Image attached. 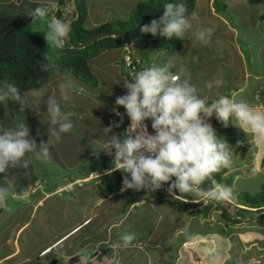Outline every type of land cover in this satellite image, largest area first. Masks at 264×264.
Listing matches in <instances>:
<instances>
[{
  "label": "crops",
  "instance_id": "0c3cea01",
  "mask_svg": "<svg viewBox=\"0 0 264 264\" xmlns=\"http://www.w3.org/2000/svg\"><path fill=\"white\" fill-rule=\"evenodd\" d=\"M139 1L141 0H85L82 28L91 31L105 24L125 21ZM60 2L61 0H57L58 6ZM48 3L49 0H0V11L29 17L31 10ZM65 7L66 2L63 8L57 10H62V19H69V15L64 14ZM55 11L54 9L51 13ZM193 11L199 14V21L194 22L193 29L180 40V47L168 54L163 51L150 53L145 67L153 62L165 63L175 58L177 69L184 70L183 79L195 85L198 94L207 103L210 104L218 95H224L230 98L242 97L253 106L264 107V5L252 4L249 0H194L191 12ZM48 20L47 17L44 21L31 22V27L43 34L47 30ZM198 27L213 29L209 44L203 45L195 39L194 33ZM127 50L132 62L128 68L124 64ZM194 56L198 57L195 61L192 59ZM86 64L95 85L80 82L67 73L55 72L38 87L45 88L48 94H55L59 100L57 86L60 83L68 84L71 99L67 102L61 100V109L77 113L72 118L73 129L63 134L59 142L49 145V149H53L56 154V159L49 160L47 157L36 160L47 164L48 169L55 168L67 173L74 171L63 179L80 177L87 171H98L111 166L110 161L93 155L89 142L99 139L102 129L112 121H118L113 118L111 109L116 97L125 94L122 81L126 77V69L141 68L136 51L133 54L125 42L119 47L105 48L88 59ZM217 78L223 81L222 85L209 91L205 83ZM44 99H47V94ZM26 106H29V115H26L36 137L40 142H47L49 125L48 117L44 114L46 106L41 103L40 108H34L30 102H26ZM207 122L212 126L213 118ZM234 124L230 120L229 127H224L217 134L233 147L235 155L233 167L224 169L220 183L232 187L233 193H240L243 188L236 184L239 181H253L257 185L264 183V146H257L251 134L245 136L242 131L233 127ZM113 133L119 134V128H113ZM67 144L70 150L67 155H63ZM43 168L44 165L36 174L31 168L35 178L28 183L40 179L38 177L43 174L39 176L38 172L42 173ZM21 171L27 176L26 170ZM61 178L58 181L49 179L44 192L60 185ZM28 179L29 177L26 181ZM116 179V174L112 173L104 178V185L98 188L84 184L81 190L66 194L58 205L57 209L60 210L56 214L57 218L52 219L51 223L46 219L43 221L46 223L45 227H37L42 233H47L46 229L54 226L49 231V238L37 243L30 242L23 250L19 238L31 219L32 210L39 202L42 205V200L50 197L51 193L45 196L39 194L40 198L33 204L28 199L21 208L25 215L29 214L27 220H22L20 226H9L10 223H7L0 229V264H47L50 259L61 260L64 264L67 259L76 255L80 256L77 264H264V242L259 232L253 229V233L248 230L242 235L243 226L241 227L240 222L227 226L220 219L219 211L213 218L206 215L211 208L202 215L203 208L210 205L208 199L195 210L180 211L177 209L176 198L168 196L159 198L151 205H129L125 199H118L116 204L108 201L98 204V200L113 187ZM28 183L25 189L28 192L27 198L31 196ZM230 203L238 208L254 211L239 207L232 200ZM235 213L236 211L234 216ZM253 214L255 213L251 215ZM242 216L234 219H249L246 224L251 228H255L257 223L264 224V220L258 219V215L251 217L252 219L244 217L243 213ZM126 222L127 228L118 231L117 235L113 233ZM11 229H14L13 234L9 232ZM135 230L138 235L131 244L126 248L121 246V233H133ZM230 244L231 252L226 253ZM22 251L26 253L22 255Z\"/></svg>",
  "mask_w": 264,
  "mask_h": 264
},
{
  "label": "clouds",
  "instance_id": "9594fccd",
  "mask_svg": "<svg viewBox=\"0 0 264 264\" xmlns=\"http://www.w3.org/2000/svg\"><path fill=\"white\" fill-rule=\"evenodd\" d=\"M70 4L73 9L72 0ZM57 8V0H49L46 6L31 10L28 16L32 23L44 21ZM70 15L72 16V11ZM70 15L69 19L48 20L47 30L43 33L47 47L64 48L71 32ZM198 21L199 14L196 11L188 14L186 4L167 3L162 15L143 25L141 32L153 37L159 35L167 40L174 37L183 40L186 33L193 29V23ZM212 33V28L198 27L194 35L198 42L207 45ZM192 59L195 61L198 57L194 56ZM48 60L49 64L45 68H55L54 59L50 56ZM183 71V68L177 69L175 58H172L165 63L153 62L148 67L140 68L131 79L125 77L122 81L125 94L116 97L112 108V114L120 117V120L112 121L108 127L103 128L100 138L89 142L92 145L90 148L94 156L99 157L100 152L114 155L115 170L112 166L106 174L111 175L116 170L125 174L122 192L143 190L151 193L168 185L167 192L170 196H163L178 199L180 194H192L193 197L202 198L192 199L193 203H200L199 206L205 199L231 204L230 200L234 199L233 188L216 181L215 174L233 167L234 149L225 138L218 137L207 121L214 116L227 128L232 120L235 122L233 127L242 131L245 136L251 134L257 146H264V107L253 106L242 97L230 98L224 95H218L209 104L198 94L195 85L183 79ZM222 83L217 78L207 81L205 87L211 91ZM57 87L59 100L55 94H48L43 87L31 88L23 95L15 84H7L0 89V103L3 104L16 101L23 109L26 102H30L34 108H40L43 103L49 125L47 142L42 141L39 150L35 141L28 138L29 130L23 123L15 128L0 126V174L9 169L27 170L34 161L47 158L49 145L59 142L63 134L73 129L72 118L77 113L62 111L60 102L71 99L69 85L60 83ZM46 94L47 99H44ZM119 108H123L124 112H119ZM125 116L130 122L128 127L123 133H113V128L121 127ZM146 121L151 122L152 134L149 133ZM110 133L113 134L109 135ZM106 176L99 185L84 184L98 188L104 185ZM77 178H72V181ZM206 182L207 187L204 186ZM114 186L115 184L103 194L98 204L115 199L129 201L130 196L125 192L118 193L120 185ZM27 196V190L17 193L9 187L0 186V209L7 207L10 197L26 199ZM136 203L132 205L141 206L135 205ZM232 206L235 212L238 207ZM134 239V233L122 232L121 246L128 247Z\"/></svg>",
  "mask_w": 264,
  "mask_h": 264
},
{
  "label": "trees",
  "instance_id": "16d2710c",
  "mask_svg": "<svg viewBox=\"0 0 264 264\" xmlns=\"http://www.w3.org/2000/svg\"><path fill=\"white\" fill-rule=\"evenodd\" d=\"M67 0H61L58 8L62 7ZM252 4L264 5V0H249ZM167 3H184L187 6L188 14L193 8L194 0H141L139 1L132 11L131 21L135 24L134 30L128 28L124 29L125 21H117L113 29L110 24H105L97 27L91 31H85L82 28V22L85 15V0H72L73 9L70 18L71 32L68 39L75 43H82L92 36L108 31H118L123 33L126 37L131 39L135 46L136 56L139 59L141 68L145 67V63L141 60L149 53L164 51L166 54L175 51L180 47V40L175 37L171 40L162 38L159 35L153 37L150 34L141 32V27L148 24L153 19H158L162 15L164 5ZM53 13L54 18L62 19V10ZM52 14V13H50ZM128 27V26H127ZM31 27V18L23 15H9L0 11V89L4 88L7 84H15L23 95L31 88L40 87L52 74L67 73L75 77L78 81L90 85H95V80L89 73L86 61L108 47L122 46L124 41L117 37H106L101 40L95 41L84 48H73L67 43L63 49H51L47 47L43 34L38 33ZM54 59L55 68H45L49 64L48 57ZM146 63L148 62L145 61ZM21 108V105L16 101H9L7 104L0 103V126L13 128L16 126L15 118L13 115L14 110ZM25 108V104L23 110ZM25 119L23 124L29 130V139L35 141L37 150H39L40 141L36 137L33 126L24 111ZM17 114V113H16ZM212 127L216 133L219 134L224 127L213 116ZM123 132V125L119 127V134ZM121 132V133H122ZM27 178H21V169H9L6 173L0 174V180H8L11 182V189L19 193L27 188V183L35 178L31 172V167L26 170ZM225 172L222 170L220 173L215 174V180L220 183V176ZM117 179L114 187H119L121 182V173L116 174ZM207 187V182L204 185ZM126 194L130 196L128 204L138 202L145 194L143 190L137 192L134 190H126ZM263 192L260 193L262 195ZM179 195V193H176ZM124 195V194H122ZM248 197L247 194L237 195L234 193L232 201L236 205L252 209L248 211L244 209H237L235 216L241 217L242 213L250 216L252 213H258L261 208H264V198L261 196L253 198ZM176 199L177 209L186 210L193 209L199 206L200 203H193V200H200L202 198L193 197L192 194H180ZM180 199L184 200L181 201ZM193 199V200H192ZM243 199L244 201L240 200ZM261 199V201H259ZM213 208L219 211V217L223 222L228 224L239 223L236 222L233 216H230L219 202L210 200V205L203 208V214L209 209ZM239 213V215H238ZM258 218L264 220V213L258 215Z\"/></svg>",
  "mask_w": 264,
  "mask_h": 264
},
{
  "label": "rangeland",
  "instance_id": "374dc122",
  "mask_svg": "<svg viewBox=\"0 0 264 264\" xmlns=\"http://www.w3.org/2000/svg\"><path fill=\"white\" fill-rule=\"evenodd\" d=\"M52 13H54V12H52ZM131 16H132V14H130V16L128 15V17L125 20V22H126V24L128 26V27L126 25L124 26V29H126V30H128V28H131V29L134 30L135 24L132 23ZM51 18H52V14L49 15L48 19L50 20ZM111 27L113 29H117L116 26H114L112 24H111ZM34 30H36V28ZM41 31H43V28L41 29ZM158 52H161V51H158ZM163 52H165V50ZM149 54H147L145 56V58L141 60L142 63H145V61L148 60V55ZM28 110H29V106H26L24 108V110L21 109V108H17L16 110H14L13 115H14L15 122H16L17 125L14 126L13 128L17 127L20 123H23V121L25 119L24 111L26 112V114L29 115ZM68 145L69 144H67V146L65 145L66 147L63 149V151H64L63 155H67L68 154V152L70 150ZM48 159L49 160L56 159V154L54 153L53 149H51L49 151ZM43 165H44L43 171L40 174L38 172V175L41 176L43 174V176H41V177H45L46 179L44 180L41 177H38L40 179H35V180L44 181V183H42V185H41V188L36 190L34 192L35 194L31 193V184H32L33 181L31 183H28V186L30 184L29 192H30L31 196H29L26 199H15V198L10 197L9 200H8V203H7V207L0 209V229L2 228L3 225H5L7 223H10L9 226H11L13 224H17V226L18 225L20 226L19 223L22 220H24V222H25L27 220L28 215H29V214L25 215L24 209H21L22 208V204L24 202H26L28 199H31L32 200V204H33L37 199L40 198V195L41 196H45L46 194H50L51 193L50 197L42 200V205H41V202H39L37 204V206L32 210V213H31V216H30L31 219L29 220L28 224L25 226V228H24L25 230L23 231V233L21 234V236L19 238V243H22L21 247L23 246V250H24L25 246L28 243H30V242L37 243L38 241H41L42 239L44 240V239L49 238V236H50V232L49 231L52 230L54 226L53 227H49L48 229H46L47 233L46 232L42 233L41 231H39L41 229H37V227L38 228L45 227L46 223H43V221H45L46 219H48V222L51 223L52 219H56L57 218L56 214H59V210H60V209H57L59 207L58 205L60 204V201H63L65 199V195L68 194V193H66L65 191H61L60 193H54V191H55V189L59 188L62 185L63 182L69 181L68 179H63L64 176H67V174L74 172V171H71V172L67 173L66 171L57 170L55 168H53L54 170L48 169L47 164H45L44 162L34 161V163L31 166V168L33 169V173L36 174L38 169L40 167H42ZM84 174H82L78 178H81ZM71 176H73V175H71ZM20 177L26 179V177H27L26 173L24 172L22 175H20ZM60 178H61V180L59 182V184L61 183L60 185H58L57 187L54 186L52 188V190H50L49 192H46V193L44 192L43 189L48 186L49 179H52V180L56 179L58 181ZM70 181H72V179H70ZM236 184H238V186L240 185L243 188L242 189L243 191H240V193H237V195L247 194L248 197L249 196H255L253 198H256V197L260 198L262 196L264 198V183L263 182L261 184L257 185V183L253 182V181H251V182L248 181L246 183H245V181H239ZM0 186L11 188V182H9L8 180H0ZM257 187H258V189H257ZM77 190H81V186L79 187V186L74 185L73 188H71V190H69V191H70V193H74ZM242 192H244V193H242ZM261 192H263L262 195H260ZM240 200L244 201L243 199H240ZM259 201H261V199H259ZM108 202L109 203L114 202V204H116L118 202V200L115 199V200H110ZM96 204L97 203L95 202V205ZM239 207H240V205H239ZM56 209H57V212H56ZM237 209H242V208H237ZM212 212H214V214H212ZM228 212H229L228 214L230 216H233V217L237 218L236 216L233 215L232 211L229 210ZM206 215H210V217L213 218V217L217 216L218 214H217V211H215V210H213V208H211L210 211ZM238 215H239V213H238ZM252 216L253 215L248 216L246 214V212L244 214V217H252ZM242 217L243 216H241V218ZM252 218H254V217H252ZM258 219H261V218H258ZM247 220H249V219H247ZM247 220L240 219V220L236 221V222H240L241 227L243 226V228L241 230V234L243 235L244 233L248 232V230H250V233H253V231H254L253 229H256L255 231L259 232V234L261 236V239L263 240L262 242H264V229H263L264 224L263 223H257V224H255V225H257L255 228H251V226H249V224H246V222H248ZM225 225H227V224H225ZM228 225L229 226L230 225L233 226V224H228ZM127 227H128V224L126 222L121 227L116 228L113 231V233H116V235H117L118 231H121L122 229H125ZM196 229H201V228L196 227ZM236 230H240V229H236ZM10 231H11V234H13L14 229L9 230V232ZM36 231H37V233H35ZM133 233L135 234V238H136V236L138 235L137 230H135ZM45 234H46V236H45ZM44 236H45V238H44ZM231 247H232L231 244H230V247L228 245V249L229 250L227 249L226 253H230L231 252ZM25 253H26L25 251H22L21 254L24 255ZM55 264H62L61 260L56 261Z\"/></svg>",
  "mask_w": 264,
  "mask_h": 264
},
{
  "label": "built area",
  "instance_id": "2783aa9c",
  "mask_svg": "<svg viewBox=\"0 0 264 264\" xmlns=\"http://www.w3.org/2000/svg\"><path fill=\"white\" fill-rule=\"evenodd\" d=\"M70 3H71V0H67L66 7L63 10L64 14H68V15L71 14L72 6H71ZM52 18H54L53 17V13H52ZM126 53H127V55L124 57V64L128 68V67L131 66L132 62H131V60H129V57H128L129 52H128V50L126 51ZM138 70L139 69H126V77L131 79L132 76ZM118 111L123 113L124 109L123 108H119ZM111 114H112V109H111ZM112 116H113L114 119H116L118 121L120 120V117H117V116H115L113 114H112ZM129 123L130 122H129L128 118L125 116L124 119H123V124H122L123 125V132L128 127ZM148 125H149V133L152 134L151 122L150 121H148ZM99 156L101 158L107 160V161H110V163H111L110 165L111 166L103 167V168H101L98 171H87L81 178L74 179L73 181L63 182L62 185L59 188L55 189L54 193H60L61 191L70 192L69 190H71V188H73L74 185L82 187L84 183H91L92 185H95V186L101 184L102 178L107 175L106 173L112 168V166H113V170H115V165H113L114 155H106L103 152H100ZM113 172L121 173V182H120V188H119L118 193H124V192L126 193L127 192L126 190L123 191V192L121 191L122 179H123L125 174L122 173L119 170H116V171H113ZM42 183H44V181L34 180L32 182V184H31V193H34L36 190L40 189ZM167 188H168V185H164L160 190L145 194L135 205H145V204L155 203V201H157V199L160 196H163V195L170 196L168 194V192H167ZM109 197H111V196H109Z\"/></svg>",
  "mask_w": 264,
  "mask_h": 264
},
{
  "label": "water",
  "instance_id": "95a60500",
  "mask_svg": "<svg viewBox=\"0 0 264 264\" xmlns=\"http://www.w3.org/2000/svg\"><path fill=\"white\" fill-rule=\"evenodd\" d=\"M106 37H117V38L122 39L125 42V44L127 45V47L131 50V52L133 54H135V47H134L133 41L131 39H129L128 37H126L123 33L118 32V31H108V32L98 33V34L94 35L93 37L85 40L82 43H75V42L70 41L69 39L67 40L66 43L70 47H73V48H84V47L90 45L91 43L98 41V40H101V39L106 38ZM145 123L148 125V121H146ZM148 129H149V125H148ZM219 203L222 205V207L227 212L229 210L232 211V213L234 212L233 206L231 204H229L227 201L219 202ZM263 213H264V209H261L258 213L253 214L252 217H255V216L263 214ZM79 260H80V256L76 255L74 257L67 259L64 264H77L79 262ZM55 263H56V261L52 260V261H49L47 264H55Z\"/></svg>",
  "mask_w": 264,
  "mask_h": 264
},
{
  "label": "flooded vegetation",
  "instance_id": "af4514ba",
  "mask_svg": "<svg viewBox=\"0 0 264 264\" xmlns=\"http://www.w3.org/2000/svg\"><path fill=\"white\" fill-rule=\"evenodd\" d=\"M50 261H52V259Z\"/></svg>",
  "mask_w": 264,
  "mask_h": 264
}]
</instances>
